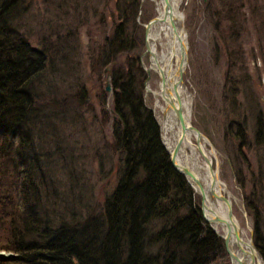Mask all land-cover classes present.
Listing matches in <instances>:
<instances>
[{"label": "trees", "instance_id": "obj_1", "mask_svg": "<svg viewBox=\"0 0 264 264\" xmlns=\"http://www.w3.org/2000/svg\"><path fill=\"white\" fill-rule=\"evenodd\" d=\"M25 3L0 0V224L7 227L5 234L0 229V251L12 253L0 255V264H213L224 255V241L204 221L187 178L173 168L134 66L121 68L119 57L131 47L124 22L105 39L99 59L102 68L111 67L116 188L102 210L83 214L81 195L67 194L52 179L47 146L53 140L62 148L52 121L54 115L70 119L75 105L67 97L62 105L46 98L53 58L22 31ZM136 55L131 59L141 70ZM259 119L258 139L264 134ZM246 136L240 130L241 146ZM68 155L76 161L73 151ZM248 208L256 216L254 240L264 243L259 207L251 200ZM258 250L263 256L260 243Z\"/></svg>", "mask_w": 264, "mask_h": 264}, {"label": "rangeland", "instance_id": "obj_2", "mask_svg": "<svg viewBox=\"0 0 264 264\" xmlns=\"http://www.w3.org/2000/svg\"><path fill=\"white\" fill-rule=\"evenodd\" d=\"M23 1L28 8L18 22L22 31L53 58L44 81L46 98L55 96L62 105L67 97L68 104L75 105L70 119L54 115L52 121L68 158L52 140L45 161L51 165L52 179H59L67 194L81 195L87 204L82 213L95 214L118 182L111 144L114 117L108 114L113 109L111 67L102 68L99 62L104 41L115 25L125 23L131 47L119 57L121 68L134 66L136 82L155 115L156 96L148 87H157L158 78L147 72L145 27L157 16L161 0ZM178 6L185 17L188 52L183 82L191 96V124L205 134L209 148L213 145L217 155L213 165L228 187L224 194L231 198L245 238L258 249L259 243L264 246L259 240H264V134L258 139L257 132L259 118L264 124V0H179ZM138 53L141 70L131 59ZM49 106L53 107L52 99ZM240 130L247 134L243 146ZM69 151L76 161L71 162ZM196 197L201 207V195ZM251 200L260 211L258 244L256 216L248 208ZM0 229L5 234L7 227L0 224ZM223 247L224 255L213 264H231ZM0 252L6 258L12 255Z\"/></svg>", "mask_w": 264, "mask_h": 264}, {"label": "bare ground", "instance_id": "obj_3", "mask_svg": "<svg viewBox=\"0 0 264 264\" xmlns=\"http://www.w3.org/2000/svg\"><path fill=\"white\" fill-rule=\"evenodd\" d=\"M179 0H170V11L163 0L158 2L157 17L160 20L152 23L146 34L147 53L150 64L148 71L151 77L158 78V86L152 89L150 85L148 91L156 96L154 112L161 126V136L164 146L172 153L178 142L181 148L177 155L176 164L179 168H188L194 177L189 182L195 189L196 194H201V188L197 181L204 188V216L210 221V225L215 229L219 236L227 238L228 245L226 251L229 255L231 264H264L261 252L257 249L254 241L244 236L240 227L239 219L234 216V220H228V209L225 202L217 199L213 194H224L228 191L227 184L219 176L218 170L213 165L217 159L213 145L209 148V141L205 134L200 139L191 130L184 131L183 126L169 104V100L176 103V95L173 92L174 86L178 85V93L181 95L182 108L185 114L186 124H191V103L190 93L186 90L184 82H180L181 73L179 71L182 59V46L187 43L186 31L183 28L184 14L180 11ZM187 46V45H186ZM177 104V103H176ZM200 145L202 149H200ZM206 157L211 161L214 171L207 164ZM199 196V195H198ZM219 217L226 220L225 223L214 222V218ZM228 222L238 227L241 232L242 240H237L234 230L229 229ZM232 254V255H231Z\"/></svg>", "mask_w": 264, "mask_h": 264}, {"label": "water", "instance_id": "obj_4", "mask_svg": "<svg viewBox=\"0 0 264 264\" xmlns=\"http://www.w3.org/2000/svg\"><path fill=\"white\" fill-rule=\"evenodd\" d=\"M166 7H167V11H170L171 8H170V0H163ZM160 20V18H158L157 16L153 17V19H151V21L146 25L145 29H146V34L148 33V28L151 26L152 23H156ZM187 43L185 44V46H182V49H183V52H182V61L180 63V67H179V71L181 73V77H180V82L183 81V75L185 73V68H186V57H187V52H188V49H187ZM146 49H147V42H146ZM147 72L149 73V76H150V72L147 70ZM111 90V87L108 86L107 87V91H110ZM173 92L175 93V97H176V103L174 101H171L169 100V104L172 106V108L175 110V113L178 115V118L181 122V125L183 126V130L184 131H187V130H191L193 132L196 133L197 135V138H198V144L200 142V139L201 137L203 136L202 135V132L200 130H198L193 124H186V120H185V114L183 112V108H182V99H181V95L180 93H178V85L176 84L173 88ZM181 142H178V144L176 145V148L175 150L171 153L170 152V157H171V164L173 166V168H175V170L180 174H182L185 178H187V180L189 181V179L191 177H194L193 173L191 172V170H189L188 168H184V169H181L178 167V165L176 164V160H177V155L180 151V148H181ZM200 149H202V146L200 145ZM206 161H207V164L209 166H211V161L209 160V158L206 157ZM214 171L213 167L211 166V171ZM191 184V183H190ZM197 184L198 186L201 188V199H202V204H201V210L203 212V217H204V220L207 221V223H210L209 220H207L204 216V210H203V207H204V188L201 186L200 182L197 181ZM193 187V186H192ZM213 194L215 195V197L217 199H220L222 202H225L226 205H227V209H228V220H231L233 221L234 219V209H232V202H231V199L226 196L225 194H217L215 191H213ZM226 220H223L222 218H219V217H216L214 218L213 220V223L214 222H219V223H225ZM212 227V226H211ZM228 227L230 230H234V233H235V237L237 238V240H242V236H241V232L240 230L238 229V227L236 225L233 224V227L232 225L230 224V222H228ZM213 229V227H212ZM214 231H216L215 229H213ZM225 241V246L227 247L228 245V241H227V238L224 239ZM232 255V254H231Z\"/></svg>", "mask_w": 264, "mask_h": 264}]
</instances>
